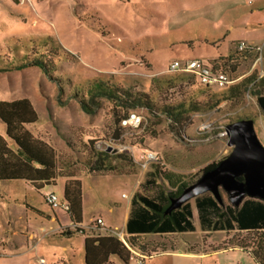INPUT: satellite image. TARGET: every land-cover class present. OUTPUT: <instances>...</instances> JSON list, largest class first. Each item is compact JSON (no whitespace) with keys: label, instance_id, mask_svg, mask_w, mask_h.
Here are the masks:
<instances>
[{"label":"rangeland","instance_id":"obj_1","mask_svg":"<svg viewBox=\"0 0 264 264\" xmlns=\"http://www.w3.org/2000/svg\"><path fill=\"white\" fill-rule=\"evenodd\" d=\"M241 42L261 52L231 63L234 46ZM34 58L44 60L51 75L36 67L0 72V101L32 103L38 122L27 129L57 152L59 177L45 191L28 182H23L27 191L21 182H0V264H85L87 236L125 232V208L136 187L151 195L164 187L173 190L159 178L142 188L151 173L171 174L176 186L198 182L200 171L230 156L227 127L244 119L254 121L264 146V116L256 97L264 91V79L256 85L264 78V0H0V69ZM191 60L223 69L238 81L227 90H207L187 83L185 75L169 73L171 64ZM97 82L135 90L156 111L183 110L182 122L176 128L164 113L139 109L130 115L141 118L140 127L124 126L118 121L126 112L99 97L90 115L80 100H89ZM0 136H5L1 122ZM100 151L109 152V169L91 173ZM150 153L158 160L144 169ZM73 176L82 182L84 234L45 202L52 192L62 200L64 182ZM222 197L228 204L229 197ZM17 199L22 203H15ZM96 217L108 226L94 228ZM212 234L210 243L227 237ZM203 236L198 225L196 232L180 234L177 242H201ZM262 238L263 232H236L229 242L245 253L214 254L207 248L210 256L205 259L171 258L161 250L145 251L152 258H142L140 248H151L136 239L128 264H255L252 256L260 252ZM114 262L123 264H110Z\"/></svg>","mask_w":264,"mask_h":264},{"label":"trees","instance_id":"obj_2","mask_svg":"<svg viewBox=\"0 0 264 264\" xmlns=\"http://www.w3.org/2000/svg\"><path fill=\"white\" fill-rule=\"evenodd\" d=\"M205 42L215 46V43H211L208 40H205ZM238 44L234 46L233 52L229 57L231 63H236L239 59L248 58L252 54V50L242 53L238 52ZM31 67L39 68L46 75H51V67L41 58H34L32 61L15 68L0 69V72L22 71ZM176 75H185L188 78L187 83L195 82L196 85L207 90L215 89L203 86L197 77L192 74L176 73ZM263 79L256 80V85L259 82L262 83ZM233 85L226 87L225 90L230 89ZM89 94L90 98L88 101L80 100L82 109L92 115L95 110L91 108V104H98L95 99L97 97L106 99L113 103L116 109L120 108L126 112V115L119 119V124L130 116L131 110L146 109L152 114L164 113L177 128L182 122L183 113H185L183 110H178V108L169 107L156 111L154 110L155 106L148 101L145 95L131 89L111 88L102 82L95 83ZM256 97L258 107L264 116V91L258 92ZM0 122L5 127V136H0V182L25 181L38 191L55 186L59 177L58 154L54 148L34 137L27 129L28 126L38 122V114L32 103L28 99H19L12 102L0 101ZM176 128L174 127L173 129L175 130ZM108 157V151L98 152L96 163L90 169L91 173L107 171L109 168L105 165V162ZM218 164L219 162L213 163L199 173L210 171L216 168ZM157 178L163 179L164 182L173 187V190L168 191L167 187H164L154 195L146 194L142 190L135 193L126 225V231L129 235V246H135V237L139 235L196 231L192 202L169 214L167 213L171 200L179 197L186 188L194 183L192 181H180L176 186L172 175H167L160 170L156 173H151L149 178L141 184V187L145 189L148 186L155 185V179ZM239 180L243 181L244 179L240 177ZM223 193L228 196L221 189L222 202H219L211 193L194 199V204L198 211L197 221L203 231L264 233V201L246 197L240 206H235L229 199L228 204L224 202ZM82 199L81 181L72 177L64 184L62 198V202L68 204L69 211L62 212L68 216L72 224L79 227L78 231H76L80 234H84V230L81 228L83 227ZM45 202L47 203L46 199ZM72 235V232L69 233L68 239L72 238ZM261 242L260 252L256 253L255 257L251 255L255 264H264V238L261 239ZM84 257L85 264H110L112 258L123 264H128L130 251L116 236L107 233L85 238Z\"/></svg>","mask_w":264,"mask_h":264},{"label":"water","instance_id":"obj_3","mask_svg":"<svg viewBox=\"0 0 264 264\" xmlns=\"http://www.w3.org/2000/svg\"><path fill=\"white\" fill-rule=\"evenodd\" d=\"M226 136L227 145L233 149L230 156L173 198L168 214L207 193L222 202L221 189L235 206H240L246 197L264 201V146L258 139L254 121L244 119L229 125ZM240 177L244 180L240 181Z\"/></svg>","mask_w":264,"mask_h":264},{"label":"crops","instance_id":"obj_4","mask_svg":"<svg viewBox=\"0 0 264 264\" xmlns=\"http://www.w3.org/2000/svg\"><path fill=\"white\" fill-rule=\"evenodd\" d=\"M220 57H223V56H220ZM219 58V57H218ZM217 59V58H215ZM247 59V58H245ZM234 79V78H233ZM235 80V79H234ZM236 82L238 80H235ZM235 82V83H236ZM73 179H77L76 177L73 176ZM79 180V179H77ZM67 181V180H66ZM10 182H21L19 184L21 185H24L22 186L24 191H27V185L23 182L25 181H10ZM66 182H64L65 184ZM138 183H139V180H138ZM82 184V182H81ZM20 186V185H19ZM47 188L41 190V191H45ZM32 191V189H30ZM82 191H83V188H82ZM138 189L136 187L135 191L132 193V197L130 199V203L126 205V208H125V233L127 234V236L129 237L127 231H126V225H127V221L129 219V216H130V212H131V207H132V199L135 195V193H137ZM63 192H64V185H63ZM54 193V192H52ZM56 194V193H55ZM14 196V195H12ZM18 197V196H16ZM12 199L14 200V197H12ZM25 196H24V200H25ZM196 199V198H195ZM24 202V201H23ZM82 202H83V225H84V219H85V212H84V196H83V199H82ZM193 203V210H194V214H195V219H194V225L196 227V231L198 229V225H199V229L202 231V233L204 234V236L202 237L203 239L201 240V242H190V241H185L182 244H178L177 242V238L180 234H186V233H170V234H148V235H139L137 237H135V239H140V240H144V242H146L149 247L151 249H146V248H140L141 249V252L143 253L144 251V255H142L143 257L146 256L147 259H150L152 258V255H145V251L146 253L147 252H150V254L152 253H158L159 250L162 251V254L166 255V256H170L171 258L172 257H184V258H189V257H199L200 259H205L206 257L210 256V252L207 250L208 249H211L214 254H228L229 252H242V253H245V251L243 249H240V247H238L236 244H232L229 242L230 239L233 238V235L236 233V232H239V231H233V232H227V231H220V232H224L227 234V237L226 239L224 240H218L217 242L215 243H210L209 240L211 239V237L213 236L212 233H216V232H211V231H203L201 228H200V224L198 223L197 225V217H198V211L195 207V204H194V199L192 201H190ZM15 203H18V204H21L22 202L19 201V199H17V201L15 200ZM110 211L111 212H114V209L111 207L110 208ZM102 217H96V218H93L94 220H97V219H100ZM52 221H54L55 219L52 218L51 219ZM92 220V219H91ZM104 220V219H103ZM104 223L106 226H108L106 224V221L104 220ZM84 227V226H83ZM89 227V226H88ZM84 228H87V227H84ZM111 228V227H109ZM195 231V232H196ZM189 233H194V232H189ZM150 235H154L157 237L158 240H147L148 236ZM161 240H165L167 241L168 243L166 244H162L159 242ZM226 240L228 241V243H226ZM181 246H184V248L182 249ZM153 250V251H152ZM184 250V251H183ZM149 256V257H148ZM112 261L113 258H112ZM117 262V261H116ZM115 263V262H114ZM115 264H118L115 263Z\"/></svg>","mask_w":264,"mask_h":264},{"label":"built area","instance_id":"obj_5","mask_svg":"<svg viewBox=\"0 0 264 264\" xmlns=\"http://www.w3.org/2000/svg\"><path fill=\"white\" fill-rule=\"evenodd\" d=\"M238 52L242 53L248 50H252L254 53H259L261 52L260 48H252L251 46L247 45L244 42H241L237 46ZM261 59L258 57L257 62H259ZM169 73H185V74H192L197 77V79L200 81V83L203 86H208V87H220V88H225V87H230L233 84H235V80L223 69L222 70H215L213 67L207 65L201 60H191V61H186L183 64L181 63H173L170 65L168 69ZM122 124L124 126H134L135 128H139L141 125V118L136 116L135 114H131L126 120L122 121ZM147 159V164L143 165L144 169H147L148 165H150L152 162H156L158 160L157 156L153 153H150L146 157ZM45 199L47 203L51 206L53 210H60L67 212L69 211V206L68 204L62 202V200L54 193H49L46 194ZM95 225L94 228H97L99 226L105 227V223L102 219H97L95 220ZM114 236H116L121 242H123L129 251L131 253H135L134 250L129 246L128 244V236L124 231H119V232H114ZM142 258H145L141 256ZM133 260V258H131ZM138 264H143L142 262Z\"/></svg>","mask_w":264,"mask_h":264}]
</instances>
